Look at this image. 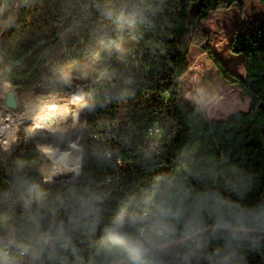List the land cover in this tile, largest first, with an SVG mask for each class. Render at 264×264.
I'll list each match as a JSON object with an SVG mask.
<instances>
[{
  "label": "trees",
  "instance_id": "16d2710c",
  "mask_svg": "<svg viewBox=\"0 0 264 264\" xmlns=\"http://www.w3.org/2000/svg\"><path fill=\"white\" fill-rule=\"evenodd\" d=\"M234 4L244 23L232 36L231 50L246 59V78L230 70L204 27L212 13ZM13 8L15 19L0 35V99L3 81L18 88V108H24L19 92L66 95L70 85L60 75L87 58L89 79L81 86L88 134L78 184L80 178H56H72L81 166L53 171L49 180L65 186H45L36 137L30 145L24 138L13 154L0 152V238L34 243L49 225L63 224L87 264L104 225L121 208L147 199L161 186L158 177L194 193L264 202V15L250 21L241 0H14ZM192 46L208 55L225 80L242 87L252 100L249 111L210 119L202 105L182 97ZM157 119L164 133L150 137ZM112 121L118 130L108 127ZM105 131L112 140L94 138ZM21 180L27 181L23 187ZM84 200L107 216L97 234L86 235L91 217L77 211ZM239 250L247 264H264V233ZM32 264L56 260L46 253Z\"/></svg>",
  "mask_w": 264,
  "mask_h": 264
},
{
  "label": "clouds",
  "instance_id": "9594fccd",
  "mask_svg": "<svg viewBox=\"0 0 264 264\" xmlns=\"http://www.w3.org/2000/svg\"><path fill=\"white\" fill-rule=\"evenodd\" d=\"M157 182L161 186L147 199L121 208L104 225L87 264H247L239 249L264 233V202L247 205L218 191L194 193L171 179ZM19 183L23 187L27 181ZM77 211L91 217L89 231L95 232L100 208L84 200ZM46 253L56 264H85L63 224L49 225L34 243L0 238V264H23L25 257L32 264Z\"/></svg>",
  "mask_w": 264,
  "mask_h": 264
},
{
  "label": "rangeland",
  "instance_id": "374dc122",
  "mask_svg": "<svg viewBox=\"0 0 264 264\" xmlns=\"http://www.w3.org/2000/svg\"><path fill=\"white\" fill-rule=\"evenodd\" d=\"M241 1L245 5L246 14L250 21L264 15V4L260 0ZM9 8L7 9L8 14L6 19L1 23L0 35L6 26L9 27L15 19V9L9 10ZM243 23L244 19L236 4H234L229 9L220 10L216 14L212 13L204 21V27L206 31L212 34L211 44L213 49L219 53L230 70L238 76L246 78V59L242 55L234 54L231 50L232 36L236 29ZM189 61L191 64L190 71L181 80L182 97L189 104L193 105L197 103L202 105L210 119H225L232 113L250 110L252 106L250 97L243 91L239 84H233L225 80L202 49L197 46H192ZM88 66V59L85 58L71 64L65 69L63 75L68 79L70 91L66 95L60 96L65 104L63 107L66 109L70 107L71 111H73L66 110L68 113L75 116L79 113L80 130L87 129L84 120L86 108L83 99L75 100L73 98V92L76 91L75 89L82 87V82L89 79ZM19 94L23 103L26 102L28 105L35 104L36 107L38 106L35 100L40 101V96L34 99L35 93L29 91L19 92ZM25 111L26 106L21 109V112ZM67 122V125L70 127H73L75 123L70 117L67 119ZM28 123L29 126L33 124L30 121ZM77 176L79 175L72 177Z\"/></svg>",
  "mask_w": 264,
  "mask_h": 264
},
{
  "label": "built area",
  "instance_id": "2783aa9c",
  "mask_svg": "<svg viewBox=\"0 0 264 264\" xmlns=\"http://www.w3.org/2000/svg\"><path fill=\"white\" fill-rule=\"evenodd\" d=\"M7 2L8 0H0V8H1V14H5L6 8H7ZM137 61V60H136ZM64 77L63 73L60 75V78ZM9 89H13L16 92L18 91L17 87H14L12 85L11 88L7 87L6 81H3L2 83V90H1V99H0V152H2L4 155H10L13 154L15 151H17L21 141L25 138L28 142V144H31V139L36 137L40 139L41 141L36 143L35 147L42 153L43 158L41 160L40 165V171L42 172L44 176V184L46 187L51 186H65V185H59L54 182H51L49 180V177L51 176L52 169L54 167V162L50 159L46 152L47 147H51L54 149L62 148L66 151L73 150L76 146L79 150V162L81 166V175L79 181L76 183H80L83 179V141L84 137L88 134L87 129L84 130V132L80 133L79 137V130L80 126L79 124L74 123L73 128L75 131L72 133V137L70 139L65 140H55L52 137H50L48 134L45 135L43 133L35 132V125L33 122L32 126H29V119L27 117H22L21 109L23 108H12L7 105L6 98L7 93ZM80 89L82 91V97L75 98L76 99H83L84 100V106H85V94L82 87H79L75 90ZM44 94V93H43ZM42 93L34 94V99L37 97L43 95ZM168 94L167 92L165 93ZM50 97L46 98L42 101H36L39 102L36 114H42L50 106H52V111H49L48 117L50 118H57V116L61 119V121L67 125V119L69 116L64 115L63 111L59 109V106H62L64 104V101L60 98L61 95H54V94H47ZM34 102V101H32ZM26 106V111L28 110V103L24 102V107ZM80 112V111H79ZM85 123L87 125L86 121V115L84 117ZM31 122V121H30ZM69 126V125H67ZM70 127V126H69ZM109 128L118 130V124L114 121L108 124ZM105 130V127L103 128ZM118 133V131H117ZM164 133V129L162 128V125L160 124V121L157 119L155 122L149 126L148 128V134L150 137H161ZM94 138L99 139L102 138L103 140H112V136L108 132H103L101 135H96ZM107 157L112 156V150H108L106 152ZM120 163V160H119ZM75 185V184H74ZM10 187L9 191V197H12L15 188L9 183L8 185ZM72 186V185H70ZM98 200H102L101 198H98ZM100 223L97 224L95 232H87V234H97L99 232L100 226L104 223V221L107 219V216L105 212L100 209ZM13 252V248L11 249ZM14 253V252H13Z\"/></svg>",
  "mask_w": 264,
  "mask_h": 264
},
{
  "label": "bare ground",
  "instance_id": "6f19581e",
  "mask_svg": "<svg viewBox=\"0 0 264 264\" xmlns=\"http://www.w3.org/2000/svg\"><path fill=\"white\" fill-rule=\"evenodd\" d=\"M50 96L47 94H43L41 95L40 101L49 98ZM82 97V91L80 89L76 90L73 92V98H80ZM73 102V101H72ZM39 103V102H37ZM65 104H63L62 106H59L58 108L61 109L64 113V115L69 116L76 124H80L78 117L79 113L77 116L75 115H71L70 113H68L69 110L71 111L70 107H67V109L65 107ZM52 106H50L48 108V110H46L44 113L42 114H36V109L37 107L35 106V104H29L28 105V110L21 113L22 117H27L31 122H33L34 124H36L35 127V132H39V133H43L45 135H49L50 137H52L53 139L57 140H65V139H70L72 137V133H74V129L69 127V126H65L63 127L65 124L61 121V119L57 116V118H50L48 117L49 111H52ZM75 112V111H74ZM71 131V134H70ZM84 132V130H80V133ZM79 133V137L80 134ZM46 152L48 154V156L50 157V159L54 162V167L52 169V171H56V170H68V169H76L78 167H80V162H79V150L78 148L75 146L73 150L70 151H66L62 148L59 149H54L51 147H47L46 148ZM53 173V172H51ZM53 175L55 176V174L53 173ZM79 176L77 177H72V179H64V180H59L58 178H56L59 182H63V181H67V180H75L80 178L81 172L78 174Z\"/></svg>",
  "mask_w": 264,
  "mask_h": 264
},
{
  "label": "water",
  "instance_id": "95a60500",
  "mask_svg": "<svg viewBox=\"0 0 264 264\" xmlns=\"http://www.w3.org/2000/svg\"><path fill=\"white\" fill-rule=\"evenodd\" d=\"M6 83H7L8 88L12 87L11 82L6 81ZM6 103L8 106H10L12 108H18L19 104H18V99H17V93L15 90L9 89V91L7 93Z\"/></svg>",
  "mask_w": 264,
  "mask_h": 264
},
{
  "label": "crops",
  "instance_id": "0c3cea01",
  "mask_svg": "<svg viewBox=\"0 0 264 264\" xmlns=\"http://www.w3.org/2000/svg\"><path fill=\"white\" fill-rule=\"evenodd\" d=\"M14 0H8V2H7V8H6V11H5V14H1V8H0V27H1V23L4 21V19H6V17H7V15H6V13H7V9L10 7V5H11V3L13 2ZM6 15V16H5ZM6 28H7V26H6ZM5 28V29H6Z\"/></svg>",
  "mask_w": 264,
  "mask_h": 264
}]
</instances>
